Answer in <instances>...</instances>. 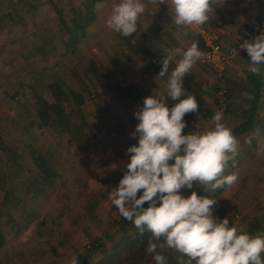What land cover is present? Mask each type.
Returning <instances> with one entry per match:
<instances>
[{
  "label": "rangeland",
  "instance_id": "1",
  "mask_svg": "<svg viewBox=\"0 0 264 264\" xmlns=\"http://www.w3.org/2000/svg\"><path fill=\"white\" fill-rule=\"evenodd\" d=\"M79 1L0 0V229L5 235L0 264H70L77 250L85 251L107 230L122 238L124 231L112 227L114 219L122 218L106 186H116L124 172L110 165L127 159V147L137 143L130 133L138 123L134 110L143 101L128 88L134 84L143 98L166 88V77L155 78L162 65L158 61L154 66L147 48L163 57L171 49L186 50L204 29L228 51L247 39L248 27L264 22V0H226L209 13L206 24L191 27L172 23L170 0L161 5L141 0L145 13L137 32L124 37L106 25L119 0H95V20L76 40ZM180 58L173 56L170 67ZM248 67L246 50L231 57L223 71L215 67V59L203 61L201 55L183 80L199 106L198 113H190L187 133L213 127L212 117L225 115L221 103L226 101L231 103L229 125L243 121L246 95L237 92L239 84L250 83ZM116 84L127 90L129 101ZM262 96L260 129L236 138L238 153L225 171L237 174V181L215 193L195 183L180 190L184 196L193 190L215 196L213 215L227 216L230 225L248 233L259 215L264 227ZM177 102L169 98L167 105ZM125 229L135 236L132 228ZM100 256L97 252L90 262ZM180 256L171 250L167 261L177 264Z\"/></svg>",
  "mask_w": 264,
  "mask_h": 264
},
{
  "label": "clouds",
  "instance_id": "2",
  "mask_svg": "<svg viewBox=\"0 0 264 264\" xmlns=\"http://www.w3.org/2000/svg\"><path fill=\"white\" fill-rule=\"evenodd\" d=\"M158 2L168 4L167 0ZM170 2L172 23L191 27L206 24L209 13L226 0H216L215 7L213 0ZM144 13L141 0H119L106 25L129 37L137 32ZM239 48L246 50L250 58L248 71L259 72L257 66L264 64V29L252 40L245 39ZM201 55L197 43H192L186 50L171 49L160 60L162 67L155 78H167L165 91L145 96L143 104L134 110L138 123L130 138L137 139V143L127 147V159L110 165L111 170L122 167L124 172L116 186H106L108 199L141 235L151 233L145 251L156 264H167V257L158 249L180 253L177 264H264V237L230 225L227 216H214V198L195 190L184 196L180 191L192 189L195 183L204 192L215 193L238 179L234 172L225 174L228 162L238 153V141L222 122V112L213 115V127L184 132L185 115L198 113L199 106L183 80ZM173 56L181 58L175 67H170ZM169 98L178 101L171 108L167 105ZM97 172L103 175L100 169ZM70 264H79V259L73 257Z\"/></svg>",
  "mask_w": 264,
  "mask_h": 264
},
{
  "label": "trees",
  "instance_id": "3",
  "mask_svg": "<svg viewBox=\"0 0 264 264\" xmlns=\"http://www.w3.org/2000/svg\"><path fill=\"white\" fill-rule=\"evenodd\" d=\"M94 3L95 0H80L78 3V7L75 10L74 14V21L76 29L78 30V34H76L74 38L76 40L78 37H84L86 28L94 22L95 20V10H94ZM264 15V13H263ZM1 20V19H0ZM248 30L251 32L252 27H248ZM248 35V34H247ZM246 35V37H248ZM194 43H197L198 48L201 50H206L207 46L205 45L204 40L200 35H195L193 40ZM239 41L234 43V45H239ZM146 53L151 58L154 66H157V62L161 60L163 57L162 52L152 51L151 48H147ZM244 53V52H243ZM245 56V54H242ZM160 63V62H159ZM250 63V62H249ZM259 67L260 71L257 73H251L248 70L245 72L247 80L250 83L246 86L244 85L246 91V105L247 109L245 110V114L243 116V121L238 123L235 122V125L231 127L229 125V121L231 120V116L229 115L231 112V103L225 102V109L223 116V123L226 124L228 128L232 130L233 135L236 138L248 134V132H252L254 130H259V121L260 118V105L263 103L262 94L264 93V77L261 74V69L263 71L264 64H260ZM101 79L98 77V81L100 82ZM115 88L119 90V94L123 99L129 101V95L125 88H121L119 84H116ZM128 90L132 91L134 98L136 100L143 101L142 95L138 94L135 89V85H130ZM224 96L226 98L227 90L224 88ZM52 108H57L53 104H50ZM57 116H60L58 110L55 109ZM185 121L187 122V127L184 129V132L187 133V128L189 127L191 115L186 114L184 117ZM2 144V143H1ZM184 189V188H183ZM215 196H212L214 198ZM215 199V198H214ZM95 205V204H94ZM145 207L148 206L147 203L144 205ZM93 206L91 205L90 208ZM122 218V217H121ZM263 216L259 215L257 220L250 222V235L253 236H261L264 237V227H263ZM125 225L132 228L134 230L135 236H131L129 232H126ZM232 225V224H231ZM112 227L116 228L117 231L122 230L124 231V236L120 239L115 238V234L109 232L108 230L104 232L102 237H95L90 244L85 247V251L77 250L75 252V257L79 259V264H156L153 256L151 254H146L145 247L150 237V232H145L143 235L139 233L138 230L135 229L133 224L125 219H114ZM4 233L0 229V247L4 244ZM107 241L112 243V246L109 248ZM161 251L164 256H169L171 249H164ZM99 252L101 254L100 258L95 260L93 263L90 262V257L94 254ZM186 260L187 257H184ZM262 259H264V254H262ZM167 264H171L167 261Z\"/></svg>",
  "mask_w": 264,
  "mask_h": 264
},
{
  "label": "built area",
  "instance_id": "4",
  "mask_svg": "<svg viewBox=\"0 0 264 264\" xmlns=\"http://www.w3.org/2000/svg\"><path fill=\"white\" fill-rule=\"evenodd\" d=\"M264 29V22L259 26L252 27V31L248 34L247 40H252L256 35L260 33V30ZM201 37H203L205 45L207 46L206 50H201L203 61H212L215 59V67L223 71L226 68V63L229 62L231 57L240 54L244 49L239 48L240 45H235L229 48L228 51L222 49L221 43L218 40V37L214 34H210L208 31L202 29L199 31ZM245 40V39H244ZM225 90L222 89L221 94L224 95ZM225 99V96H224ZM222 108L224 109L225 103H221ZM222 109V110H223Z\"/></svg>",
  "mask_w": 264,
  "mask_h": 264
},
{
  "label": "crops",
  "instance_id": "5",
  "mask_svg": "<svg viewBox=\"0 0 264 264\" xmlns=\"http://www.w3.org/2000/svg\"><path fill=\"white\" fill-rule=\"evenodd\" d=\"M250 59V58H249ZM237 74V73H236ZM261 74H262V76L264 77V68H263V71H262V69H261ZM239 74H237V77L238 78H240V79H242L243 78V75H239ZM247 78V77H246ZM239 84V83H238ZM246 83L244 82L243 84H239V86H240V89H238V92H237V95L239 94V92H241L242 90L244 91L243 93L246 95V91H245V88H244V85H245ZM248 84H246V86H247ZM238 87V86H237Z\"/></svg>",
  "mask_w": 264,
  "mask_h": 264
}]
</instances>
